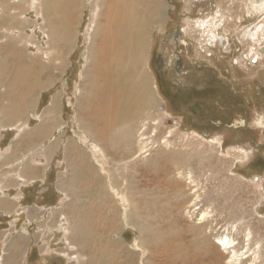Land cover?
<instances>
[{
  "label": "rangeland",
  "instance_id": "374dc122",
  "mask_svg": "<svg viewBox=\"0 0 264 264\" xmlns=\"http://www.w3.org/2000/svg\"><path fill=\"white\" fill-rule=\"evenodd\" d=\"M57 2L0 0V264H264V0H162L131 69L151 102L101 142L82 102L98 0L67 50Z\"/></svg>",
  "mask_w": 264,
  "mask_h": 264
},
{
  "label": "bare ground",
  "instance_id": "6f19581e",
  "mask_svg": "<svg viewBox=\"0 0 264 264\" xmlns=\"http://www.w3.org/2000/svg\"><path fill=\"white\" fill-rule=\"evenodd\" d=\"M56 1H58L57 5L65 3L66 9L62 14L54 12L53 23L57 31L55 39L61 47L67 50L70 45L67 37L71 34V19L75 18L77 23V19L79 18L80 12L83 11L86 0ZM96 4H98L96 7L98 10V24H96V27L98 28L95 30L97 35L94 37L93 49L90 52L92 53V64L87 80V86L89 85V88L86 86V94L82 98V102L85 105L86 127L100 141L110 137L115 127L117 128L120 125L135 121L141 114L142 108L148 102H151L147 79L143 78L141 80V78V81L134 86L132 84L133 81L130 82L131 69L133 67L132 65L140 63L139 60H141L145 48L148 45V40H146L147 28L156 20L163 18L162 13L165 7L162 0H98ZM219 40L220 43L225 45V38H219ZM10 60L17 62L16 55ZM33 72L34 69L31 68L28 74ZM34 78H30L29 81L31 82ZM20 84L23 85V81ZM56 105H58V102H56ZM39 134V136H42L44 131ZM112 146L115 147L113 144ZM118 153H120L119 150ZM217 243L225 251L232 250L234 245V242H231V239L227 236L219 238ZM132 263L134 264L133 261Z\"/></svg>",
  "mask_w": 264,
  "mask_h": 264
},
{
  "label": "flooded vegetation",
  "instance_id": "af4514ba",
  "mask_svg": "<svg viewBox=\"0 0 264 264\" xmlns=\"http://www.w3.org/2000/svg\"><path fill=\"white\" fill-rule=\"evenodd\" d=\"M181 62L182 61H179V60L176 61V70H177L178 74H179V72L180 73L183 72L182 68H180L181 66H183V64H181ZM161 69H162V67H159L158 70L156 69V78L159 81V86H160V89L163 93V96L165 97L166 100H171L172 103L175 102V103H177V105H181V106L185 107L184 102L186 101L187 94L185 93L184 89L180 88V91H175V89L172 87V85L170 83L166 84L165 80H167L169 72H166L165 68H164V71Z\"/></svg>",
  "mask_w": 264,
  "mask_h": 264
},
{
  "label": "water",
  "instance_id": "95a60500",
  "mask_svg": "<svg viewBox=\"0 0 264 264\" xmlns=\"http://www.w3.org/2000/svg\"><path fill=\"white\" fill-rule=\"evenodd\" d=\"M262 53H263V55H264V47H263V49H262Z\"/></svg>",
  "mask_w": 264,
  "mask_h": 264
}]
</instances>
